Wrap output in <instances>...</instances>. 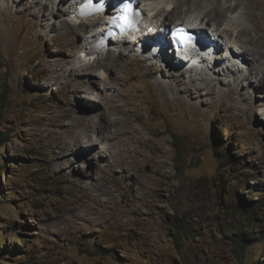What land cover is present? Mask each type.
<instances>
[{
	"label": "rangeland",
	"instance_id": "1",
	"mask_svg": "<svg viewBox=\"0 0 264 264\" xmlns=\"http://www.w3.org/2000/svg\"><path fill=\"white\" fill-rule=\"evenodd\" d=\"M72 2L0 0V264H264V88L249 80L254 55L240 59L237 78L224 73L227 60L180 78L189 66L113 43L96 59L106 69L74 76L89 66L77 58L98 19L76 24L63 14ZM84 77L99 83L90 94L76 87ZM97 91L105 104L92 101ZM71 112H103L108 132L127 131L57 158L52 131Z\"/></svg>",
	"mask_w": 264,
	"mask_h": 264
},
{
	"label": "bare ground",
	"instance_id": "2",
	"mask_svg": "<svg viewBox=\"0 0 264 264\" xmlns=\"http://www.w3.org/2000/svg\"><path fill=\"white\" fill-rule=\"evenodd\" d=\"M142 1L143 2H141V7L146 12L145 14L146 16L144 17V25L146 28L152 27L154 25L155 26L158 25L160 27H164L167 25H182V26L192 28L195 22H201L202 25L210 26L214 30L218 31L216 29L217 24H220V23L224 24L225 22V26H223L224 30L222 29L223 30L222 32H219V31L218 32L222 34V36H225L226 38L225 40L224 38L216 39L215 46L217 44L222 45L220 46V49L224 46L226 53L229 54L233 59L242 58L245 60L244 61L245 63L247 62L246 61L247 54L251 52L252 55H254L255 60L259 63V67L257 66L258 67L257 69H253L252 71L249 72V80L252 83L254 82L260 88H264V22L260 23V17L264 19V0H210V2L207 5H205L207 0H177L176 5L167 4V2H163V1H160V2L158 1L151 2V0H142ZM156 3L157 5H155ZM183 6H189L190 8H194L193 12L196 11L199 13L193 18L191 16L193 15V12L186 11L184 17L181 18V16H179L181 14H179L178 16H176V18H174V20L170 22L169 21L170 16L172 14H175L176 10H181ZM59 9L61 10V8ZM181 12L183 13L184 11H181ZM71 13H72L71 11L68 12L65 9L63 11V14L66 15L67 18L72 20L73 17ZM105 17L106 15H103L102 17L99 16V17H96V19H92L94 21L98 19L97 22L93 24L95 26L97 25V31L96 30L89 31L91 35L88 34L90 35V38H87L89 39L87 47L86 48L84 47L85 49L83 48L82 54L77 58L78 62L82 64L89 63V66L86 68H82L81 70H77L74 76H77V75L84 76L86 72L88 71L95 72L101 67L106 69L104 64H101L100 62H96V59L99 58L98 56L99 53L96 56L90 53L91 49L94 48V45H92V43L93 42L96 43V39L107 38L109 34V23H104V24L102 23V20ZM206 19H207V22L203 21ZM245 20L250 22L253 25V27H249L248 25H246L244 22ZM66 22L68 23L69 27L73 28L72 27L73 24L71 22H68V21ZM73 22L78 24L77 21H73ZM89 23H87L88 26H89ZM81 25L86 26L85 23H82ZM100 27H101V30H100ZM103 29H104V32L101 33ZM231 34L233 35V37L231 36ZM241 37L244 38V40H242L243 42L239 41ZM229 38L232 39V41L236 44L233 45V43L229 40ZM238 42H240L241 44L240 46H238L239 44ZM109 43L112 44L113 46L112 41H110ZM252 44H255L256 47L254 48L250 47L252 46ZM135 45H136L135 43L128 41V42H125L124 44H120L117 46L120 48L122 47V49L124 50H128L132 48L135 49ZM232 47H234V50L232 49ZM241 47H242V51H240ZM110 54H111L110 51H108V57H110ZM112 55L113 54H111V56ZM93 58L94 60H92ZM217 58L218 59L216 60L215 65L220 64V61L226 60V59H223V57H220V58L217 57ZM113 62H116V60H113ZM110 65L112 64L110 63ZM108 68L109 70L112 69L110 68V66H108ZM189 71L193 72L191 67L189 69L180 70L179 72V74L181 75L180 78H183L184 74L186 73L190 74ZM240 72H242V70L240 69L238 64H235L232 67L227 66L224 70V73L226 74V76H230V77L236 76V78H237V74ZM167 75L173 76L174 73L165 71L163 76L167 77ZM201 80H202L201 85L208 87L209 88L208 90L216 89V86L214 85L212 81L207 80V78L205 77H202ZM191 82L196 84L195 79L193 78ZM234 83L235 85L237 83V79L235 78H234ZM72 84L73 83L71 81L69 82L67 80L66 86H71ZM98 85H99L98 82L91 80L89 78H86V77H84L80 82H76V87L78 88V90H83L86 93L91 92V90L97 87ZM159 85L161 87L164 86L160 83ZM166 86L162 88V91L160 94L162 98L164 97V93H166V89H167ZM225 96L227 97L230 103L232 104L235 103L237 99V92L235 88L234 89L230 88L228 92L225 94ZM179 100H181V97L177 95L174 98V101L176 102ZM92 101H94L95 103H99V104L106 103L105 97L103 96V94L99 93L98 91H97L96 98H92ZM96 117L102 118V123H100L98 120L97 122ZM66 119H68L67 121L69 122H65ZM59 120L60 121L59 122L57 121L58 123L56 124L57 126L55 127L56 130L53 129L54 131H52L55 136L56 142L58 144L57 146L59 147L60 152H61L60 155L56 156L57 158L61 155L66 156V154L68 153L78 152L79 150H83L84 148H86L87 151L90 150V146L97 144L95 143V138H99V137H102V138L111 137L112 138V136L119 137L122 134L126 133L127 131L126 129L124 131L116 130L113 133L108 132L107 126L109 125L110 120H107V118H105V113L103 112H95V113H90L87 115H78L76 113L71 112V114H65ZM106 134H108V136ZM92 157H96V156H92ZM80 178L82 179V177ZM80 178L79 180H81ZM73 181H72V184H73ZM78 191L80 192V188Z\"/></svg>",
	"mask_w": 264,
	"mask_h": 264
},
{
	"label": "clouds",
	"instance_id": "3",
	"mask_svg": "<svg viewBox=\"0 0 264 264\" xmlns=\"http://www.w3.org/2000/svg\"><path fill=\"white\" fill-rule=\"evenodd\" d=\"M73 1V2H72ZM88 0H71V2H72V5H71V15H72V17H73V19H72V21H77V23L78 24H82V23H92L94 20H92V19H96V17H99V16H103V15H106V17L105 18H103V20H102V23L104 24V23H109V21L107 22V19H109L112 15H114V12H115V8H114V6H113V2L114 1H119V0H106V1H104V6H105V8H104V10L102 11V12H99V13H96V14H92V15H83L84 14V4L87 2ZM95 2H96V4L99 2V0H94ZM128 1H130V0H128ZM138 2H137V8H139V9H141L142 10V14H143V17H145L146 15V12L142 9V7H141V1L140 0H137ZM198 23H200L201 24V22H198ZM202 25V24H201ZM158 26V25H157ZM167 26H172V25H167ZM97 27V26H96ZM109 27H110V25H109ZM165 27V26H164ZM202 29H204V31H206L207 32V37H210V39L212 40V38H213V34H212V36L210 35V33H208L210 30H212L214 33H216V34H218L219 36H220V38H226L225 36H222V34H220L218 31H216V30H214L213 28H211L210 26H207V25H203L202 26ZM100 30H101V27H100ZM104 30V29H103ZM102 30V31H103ZM102 31H101V33H102ZM123 39H125V38H122V40H120V41H114V40H109L108 41V43H106V45H105V47H104V49L106 48V49H108L110 46H112L109 42L110 41H112L114 44H118V45H120V44H124L125 42H128V41H130V42H132V43H135L136 45H135V47H136V50H137V52L140 54V55H143V56H146L147 54H148V57H146V59H155V58H159L160 60H162L163 62H165V61H167V60H174V62H173V64H177V63H179V64H183V65H186V66H189V67H191L192 68V71L193 72H190V73H193V74H195V73H200V72H203V71H206V70H209L208 68H213V66H214V64L216 63V60L218 59L217 57H219L220 55H222V51L219 53V52H215V55L213 56V58H214V60L211 58V59H208V60H206V61H203V62H200L199 63V66H198V68L196 67V66H194V65H191V64H189L188 62H187V60L186 61H180V60H178V58H176V56L174 55V54H170V52H166V54L165 55H158V54H153L152 53V51L150 50V49H147L148 51H147V53L146 52H144V51H141L140 49H139V46H138V40H128V41H125V40H123ZM230 39V38H229ZM99 40L100 39H96V43L97 42H99ZM231 41H232V39H230ZM213 41H215V40H213ZM233 42V41H232ZM96 43H92V45H94V47H95V45H96ZM234 43V42H233ZM235 44V43H234ZM91 45V46H92ZM221 45H219V44H217L216 46H215V49H217V47H220ZM93 49V48H92ZM92 49H91V51H92ZM103 50V49H102ZM102 50H100V51H102ZM90 51V53L91 54H93V55H97L100 51H97V52H95V53H92ZM218 51V50H217ZM240 51H242V49H240ZM222 57H223V55H222ZM224 59H226L227 60V65L228 66H233V65H235V64H241V62L242 61H240V59L239 58H236V59H233V58H231V59H229V58H227V57H223ZM92 60H94V58L92 59ZM91 60V61H92ZM230 60V61H229ZM235 63V64H234ZM231 64H233V65H231ZM177 66V65H176ZM239 66V65H238Z\"/></svg>",
	"mask_w": 264,
	"mask_h": 264
},
{
	"label": "snow or ice",
	"instance_id": "4",
	"mask_svg": "<svg viewBox=\"0 0 264 264\" xmlns=\"http://www.w3.org/2000/svg\"><path fill=\"white\" fill-rule=\"evenodd\" d=\"M125 8L126 9H130L131 6L130 5H125ZM126 25L128 27H132L133 26L127 20H126ZM181 32H183L182 29H177V33H176L177 39L180 40L182 43H188V42H190L191 39H192V36L190 34H186V33L184 35H181Z\"/></svg>",
	"mask_w": 264,
	"mask_h": 264
},
{
	"label": "trees",
	"instance_id": "5",
	"mask_svg": "<svg viewBox=\"0 0 264 264\" xmlns=\"http://www.w3.org/2000/svg\"><path fill=\"white\" fill-rule=\"evenodd\" d=\"M173 62V61H172ZM95 106V105H94ZM233 158V157H232Z\"/></svg>",
	"mask_w": 264,
	"mask_h": 264
}]
</instances>
